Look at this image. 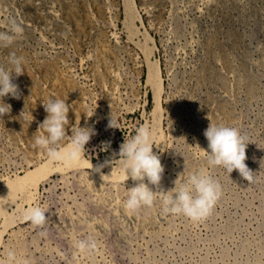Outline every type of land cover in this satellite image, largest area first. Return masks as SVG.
I'll return each mask as SVG.
<instances>
[{"label": "rangeland", "instance_id": "374dc122", "mask_svg": "<svg viewBox=\"0 0 264 264\" xmlns=\"http://www.w3.org/2000/svg\"><path fill=\"white\" fill-rule=\"evenodd\" d=\"M9 16L25 31L0 48V64L10 51L26 64L14 79L22 96L5 97L11 113L0 123V197L9 202L0 215L3 247L33 264H264V0H0V29ZM49 96L67 98L71 124L83 125L97 105L98 135L86 146L94 167L151 124L169 189L180 173L205 164L190 146L207 150L209 123L228 124L250 138L245 163L254 182L215 169L222 196L202 222L163 215L159 204L129 213L125 188L134 182H122L116 167L101 178L35 146ZM110 113L120 129L105 130ZM161 120L172 126L162 130ZM105 140L107 152L99 147ZM45 163L63 171L48 173L36 190L8 192L9 182ZM35 203L50 207L47 238L23 219ZM72 233L93 236L97 248L76 252L65 237Z\"/></svg>", "mask_w": 264, "mask_h": 264}, {"label": "clouds", "instance_id": "9594fccd", "mask_svg": "<svg viewBox=\"0 0 264 264\" xmlns=\"http://www.w3.org/2000/svg\"><path fill=\"white\" fill-rule=\"evenodd\" d=\"M22 20L9 16L5 27L0 29V48L9 49L24 35ZM26 58L10 51L5 64H0V123L4 124V117L11 113V105L5 102V97L20 99L22 91L14 82L15 78L25 73ZM67 98L49 96L42 102L45 119L38 124L34 137L35 146L43 149L47 157L53 162H62L71 166L73 163L87 161L92 172L100 174L101 178L105 167H116L120 179L125 182L131 179L134 183L130 188H125L126 199L124 208L129 213H136L141 208L153 207L159 204L161 213L170 216H183L193 222H202L213 212L214 207L222 196V185L213 174L215 169H221L228 176L235 170L244 180L254 182V173L245 163L246 148L250 138L237 126L228 124L209 123L203 135L207 141V150L202 149L197 143L195 147L202 153L205 164L196 167L187 174L180 173L173 182L174 186L164 189L161 184L165 171L161 163V156L154 148L158 147V131L151 124L138 126L133 134L125 137L120 144L118 152H113L112 157L95 167L86 157L87 148L93 137L98 135L96 123V107L84 114V124H71L69 112L72 107ZM31 116V114H30ZM33 120L31 119L29 123ZM172 126L171 121L161 120L160 128L163 130ZM120 129L118 118L110 113L107 118L105 130ZM70 132V134H69ZM100 150L107 152L111 148V141L100 143ZM88 172V171H87ZM89 175V172H88ZM8 200L0 197V215L8 211ZM50 207L35 203L26 207L23 219L30 223L40 237L49 236L48 217ZM84 224H91L87 218ZM70 241V247L78 253H89L97 248V240L89 235L86 238L78 237L75 233L65 235ZM2 247L0 264H33L30 257L13 246ZM65 256V253H61Z\"/></svg>", "mask_w": 264, "mask_h": 264}, {"label": "bare ground", "instance_id": "6f19581e", "mask_svg": "<svg viewBox=\"0 0 264 264\" xmlns=\"http://www.w3.org/2000/svg\"><path fill=\"white\" fill-rule=\"evenodd\" d=\"M129 4V3H128ZM133 6V5H132ZM130 7V6H129ZM134 7V6H133ZM132 10V9H131ZM130 12V11H129ZM126 14V13H125ZM130 17V16H129ZM126 23V22H125ZM133 28V27H132ZM148 54V53H147ZM148 58V57H147ZM154 69V68H153ZM155 73V71H154ZM153 73V75H154ZM157 75V74H156ZM154 79V78H153ZM155 83V82H154ZM159 104V102H158ZM156 105V104H155ZM156 109V108H155ZM157 110V109H156ZM159 113V112H158ZM154 114V113H153ZM160 115V114H159ZM159 119V118H158ZM157 128V127H156ZM50 162V161H49ZM51 163V162H50ZM47 164L49 163H45L41 166H38L36 169H34L33 171L27 172L23 177H16L14 180H12L11 182H9V187H8V192L9 193H15V192H27V189H29L30 187L33 189H37V185L38 183H40V180H46L48 178V173L54 172V173H58L57 171H59V169H55L54 171L50 170L48 171V167ZM51 165V164H50ZM65 166L68 167H80V166H87L88 164L83 162V163H73L71 166L64 164ZM50 167V166H49ZM67 167V168H68ZM63 171L62 169H60V172ZM63 173V172H62ZM51 175V174H49ZM45 177H47L45 179ZM8 184V183H7ZM29 191V190H28ZM13 195V194H12ZM23 195V194H22Z\"/></svg>", "mask_w": 264, "mask_h": 264}]
</instances>
